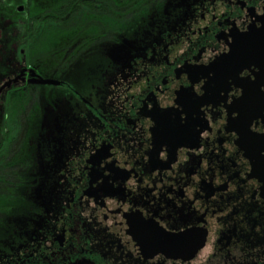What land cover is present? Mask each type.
Here are the masks:
<instances>
[{"label":"flooded vegetation","instance_id":"flooded-vegetation-1","mask_svg":"<svg viewBox=\"0 0 264 264\" xmlns=\"http://www.w3.org/2000/svg\"><path fill=\"white\" fill-rule=\"evenodd\" d=\"M25 12L0 0V264H264V59L231 57L264 0H140L38 58Z\"/></svg>","mask_w":264,"mask_h":264},{"label":"rangeland","instance_id":"rangeland-1","mask_svg":"<svg viewBox=\"0 0 264 264\" xmlns=\"http://www.w3.org/2000/svg\"><path fill=\"white\" fill-rule=\"evenodd\" d=\"M28 1L29 7L20 15L21 25L29 21L34 23L37 58L43 56L50 44H77L84 37L91 36L95 32L94 27L98 28L100 40L110 38L113 30L126 24L130 16L129 10L131 13L134 12V8L140 2V0Z\"/></svg>","mask_w":264,"mask_h":264},{"label":"water","instance_id":"water-1","mask_svg":"<svg viewBox=\"0 0 264 264\" xmlns=\"http://www.w3.org/2000/svg\"><path fill=\"white\" fill-rule=\"evenodd\" d=\"M20 11H23L22 7L20 8ZM261 24H262V27L257 32L256 36L248 37L247 39H244L243 43L238 45V49L236 50V48H235V50L232 52L233 54H231V57L233 59H236V58L239 59V58L243 57V60H241V63H246L247 61L259 62L260 60L264 59V54H262V51L264 52V15L262 16ZM253 57H260V60L258 61L255 58L253 59ZM261 57H262V59H261ZM261 62H264V60ZM263 78H264V76H263ZM243 95L246 99H247V97H249L248 98L249 101L247 99V104L251 105V106H253V104L255 103V102H253L255 99L254 97H258V95H254V97H253L252 95L249 96L246 93ZM251 97H253V98H251ZM258 157L263 160L262 167L259 168V170L262 172L263 183H264V152L261 151L260 155H258ZM260 163H261V161H260Z\"/></svg>","mask_w":264,"mask_h":264},{"label":"trees","instance_id":"trees-1","mask_svg":"<svg viewBox=\"0 0 264 264\" xmlns=\"http://www.w3.org/2000/svg\"><path fill=\"white\" fill-rule=\"evenodd\" d=\"M20 1V4H22V5H24L25 6V8L27 9L29 6H28V4H29V1L28 0H19ZM57 8H59V7H57ZM59 11V10H58ZM56 13H57V11H56ZM31 23H33V22H27L26 24H25V26H29Z\"/></svg>","mask_w":264,"mask_h":264}]
</instances>
